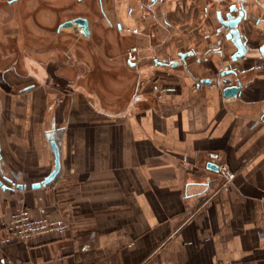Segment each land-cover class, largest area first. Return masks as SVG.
I'll list each match as a JSON object with an SVG mask.
<instances>
[{
	"label": "crops",
	"instance_id": "1",
	"mask_svg": "<svg viewBox=\"0 0 264 264\" xmlns=\"http://www.w3.org/2000/svg\"><path fill=\"white\" fill-rule=\"evenodd\" d=\"M62 1L67 4L60 12L52 0H0V48L16 22L25 36L52 43L53 24L70 11L71 0ZM241 1L191 0L174 5L176 15L156 13L158 0L144 12L137 3V13L129 4L125 23H116L120 41L109 36L107 42L93 24L89 35L76 24L58 27L59 35L79 32L77 39L101 37L108 46L99 39L91 44L95 73L86 83L71 77L79 61L61 66L62 96L48 93L42 100L51 109L58 100L49 126L47 110L36 113L29 103L21 112L9 111L14 123L6 122L0 138V238L5 219L22 207L62 215L69 229L39 245L0 244V264H264V123L252 127L264 115V55L258 49L264 0H245L250 14L240 29L254 48L236 63V48L217 15L219 7ZM97 2L113 25L104 1ZM75 16L64 14L59 24ZM74 44L68 53L78 58ZM133 45L138 60L130 63L126 51ZM38 48L29 47V54H47ZM180 52L193 54L176 66L154 60ZM233 63L242 70L243 86L225 96L219 71ZM1 109L0 102V115ZM53 129L60 172L47 186L33 188L53 169L47 138ZM209 162L226 164L232 181Z\"/></svg>",
	"mask_w": 264,
	"mask_h": 264
},
{
	"label": "rangeland",
	"instance_id": "2",
	"mask_svg": "<svg viewBox=\"0 0 264 264\" xmlns=\"http://www.w3.org/2000/svg\"><path fill=\"white\" fill-rule=\"evenodd\" d=\"M53 3H60V5L53 7L52 9L59 10L60 12L63 10L62 6L67 4L62 0H52ZM105 4V11L112 21V24H108L104 19L102 12L98 6L97 0H85V3H82L81 0H71L68 4V9L70 10L68 14L60 13L61 17L68 15L69 17L73 15H82L89 17L92 20V24L95 25V29L106 37L107 42L111 41L109 36L117 37V40L120 41L121 34L119 33L116 23L124 22V19L127 16L128 5L133 4L134 7L137 3L141 4L143 7V12L147 7H151L154 4L152 0H103ZM157 1V0H156ZM191 0H158V4L154 7V11L156 13L162 12V10L166 12L178 14V11L171 10L174 5L176 9V4H182L184 7L186 3H190ZM77 3L79 5H77ZM153 7V6H152ZM151 7L150 10L153 8ZM140 6H136V10L134 13L139 12ZM182 12V10H180ZM58 19V23L55 22L52 26L53 33H49L52 35V43L49 42L50 38H34L33 33H28L26 36L22 32L19 22L13 24V27L9 30H6V37L9 39V42L5 44L3 49L0 48V102H1V115H0V138L4 137L3 128L6 122L9 120L8 124L14 123V120L9 119V111L16 110L21 112L27 104H30L29 109L31 111H36V113H42L44 110L46 111L45 116V125L49 126V122L47 117L54 118L57 114L58 108V100H53L54 108H50V103L46 108L45 102L43 103V98H46L48 93H55L56 97H61L63 94L62 88L64 83V71L61 70V66L65 65L67 61L71 63H75V61H79L80 66L71 70L72 79L78 78L79 84L86 83L89 77L94 76V70L91 68L93 59L91 57L90 51L91 44H97L96 40L98 39L101 42V45L108 46V43H104V38H93L88 39L87 36L83 38L77 39V35L79 32H71L70 34H57L58 33V25L59 21L62 19ZM77 27L74 26L75 30H78ZM127 31L132 32V30ZM133 29V28H130ZM65 28L62 30L66 31ZM140 31V29H139ZM15 32V33H13ZM119 33V34H118ZM67 36V37H66ZM120 36V37H119ZM51 37V36H49ZM88 39V40H87ZM94 40V41H93ZM90 41V42H89ZM73 43L74 50L80 49L82 55L74 56V54L68 53L69 46ZM90 43V47H89ZM26 45V48L23 46ZM28 45V46H27ZM38 48V50H42V53L45 51L47 54H37L33 53L29 54V47L31 49ZM122 50H125V45H121ZM90 48V49H89ZM130 48V47H129ZM50 50V53H48ZM105 49H103L104 51ZM72 55V57H71ZM51 58V59H50ZM94 58V57H93ZM75 65V64H73ZM80 77V78H79ZM84 77V79H82ZM67 78V76H65ZM63 81V82H62ZM84 81V82H83ZM75 83L71 86L77 87ZM33 85V87L29 90H25V87ZM70 86L69 89H72ZM32 100H41L36 103ZM29 100V101H28ZM70 103H65L64 109H68ZM46 108V109H45ZM19 115L21 113H18ZM4 145V144H3ZM4 147V146H3ZM9 154L12 153L11 145L8 146ZM5 148V147H4ZM5 150V149H4ZM6 153V151H4Z\"/></svg>",
	"mask_w": 264,
	"mask_h": 264
},
{
	"label": "water",
	"instance_id": "3",
	"mask_svg": "<svg viewBox=\"0 0 264 264\" xmlns=\"http://www.w3.org/2000/svg\"><path fill=\"white\" fill-rule=\"evenodd\" d=\"M156 1V0H152ZM245 1V0H242ZM248 3L246 2H238L230 5L228 10L225 12L217 11L218 19L222 24L224 29H228L225 38L230 40L236 48V51L231 55V59L234 63L238 61L239 58L246 56V54L254 48L252 45L251 38L246 37L241 32V27L244 26L245 21L248 19L249 10L247 9ZM74 24L78 25L82 33L89 35V22L84 17H76L73 19H69L60 24V27H72ZM262 31V32H261ZM260 31V34L264 36V28ZM259 52L264 55V42L258 47ZM193 52H180L179 55L182 58V63L186 62V57L192 55ZM232 64L231 66L219 71V79L218 83L224 86L223 92L225 96L237 95L242 89V82L239 80V73L242 71L238 68L237 64ZM178 61H173L171 65H178ZM211 79H203L201 82L210 83ZM235 81V82H234ZM27 89V87L25 88ZM57 133L53 130L48 131L47 138L50 142L53 157H54V166L52 171L44 177V179L40 182L34 183L32 185L33 188H39L41 186H47L51 181L55 179V177L59 174L61 169V156L59 145L56 140ZM209 168L217 170L219 168L218 165L209 162L207 165ZM19 187H23V185H19Z\"/></svg>",
	"mask_w": 264,
	"mask_h": 264
},
{
	"label": "built area",
	"instance_id": "4",
	"mask_svg": "<svg viewBox=\"0 0 264 264\" xmlns=\"http://www.w3.org/2000/svg\"><path fill=\"white\" fill-rule=\"evenodd\" d=\"M133 33H138V28H133ZM139 48L137 45L131 46L126 51V61L136 62L138 60ZM158 63L168 65L173 61L182 63V58L178 54L176 57L171 55L165 57H154ZM264 123V115L260 119H256L252 123V127ZM220 174L226 179V182L232 181L234 173L229 169L226 164L219 166ZM12 190L18 189L16 182H11L9 185ZM6 234L0 238V244L5 245L13 241H21L27 245H39L46 238L63 236L69 229L67 219L62 215H56L51 212L41 211L36 209L22 207L12 211L3 223ZM262 237V234H260ZM9 264H34L30 261H13Z\"/></svg>",
	"mask_w": 264,
	"mask_h": 264
},
{
	"label": "flooded vegetation",
	"instance_id": "5",
	"mask_svg": "<svg viewBox=\"0 0 264 264\" xmlns=\"http://www.w3.org/2000/svg\"><path fill=\"white\" fill-rule=\"evenodd\" d=\"M241 2H245V1H241ZM235 3H238V2H235ZM229 7V6H228ZM228 7H227V9H224L223 7L222 8H218V11L220 10V11H222V12H226L227 10H228ZM76 17H84V18H86L87 20H88V22H89V31L91 32V25H92V23H91V21H89V19H88V17H86V16H82V15H76L75 17H73V18H76ZM73 18H71V19H73ZM70 19V20H71ZM69 20V19H68ZM62 23V22H61ZM60 23V24H61ZM60 24L58 25V27L60 26Z\"/></svg>",
	"mask_w": 264,
	"mask_h": 264
}]
</instances>
